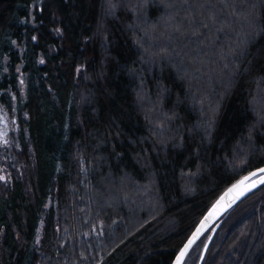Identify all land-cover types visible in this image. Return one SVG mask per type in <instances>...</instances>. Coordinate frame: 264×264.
<instances>
[{
  "label": "trees",
  "instance_id": "16d2710c",
  "mask_svg": "<svg viewBox=\"0 0 264 264\" xmlns=\"http://www.w3.org/2000/svg\"><path fill=\"white\" fill-rule=\"evenodd\" d=\"M1 132L0 264H171L264 166V0H0ZM228 212L182 264H264Z\"/></svg>",
  "mask_w": 264,
  "mask_h": 264
},
{
  "label": "water",
  "instance_id": "95a60500",
  "mask_svg": "<svg viewBox=\"0 0 264 264\" xmlns=\"http://www.w3.org/2000/svg\"><path fill=\"white\" fill-rule=\"evenodd\" d=\"M261 168H264L261 167ZM258 168V169H261ZM255 169L252 172L248 173L247 175L243 176L233 184H231L228 188H226L222 194L217 198V200L213 203V205L209 208L197 226L194 228L192 233L186 239L184 244L176 253L175 257L171 264H175L177 257L179 256L180 251L184 248L189 241H191V245L188 247L187 252L181 262L183 263L185 257L187 256L188 252L195 244V242L222 216H225L229 213V209H231L238 201L242 198L249 195L251 192L256 190L258 187L264 184L262 182L261 177H264V173L258 172ZM254 174V175H250ZM255 185V187H253ZM243 193V194H240ZM221 226V221H219L211 230L210 234L208 235L205 245L202 249L198 264H203L206 254L209 250V247Z\"/></svg>",
  "mask_w": 264,
  "mask_h": 264
},
{
  "label": "rangeland",
  "instance_id": "374dc122",
  "mask_svg": "<svg viewBox=\"0 0 264 264\" xmlns=\"http://www.w3.org/2000/svg\"><path fill=\"white\" fill-rule=\"evenodd\" d=\"M1 135H2V132H1ZM9 135V133L7 132L5 135H4V133H3V135H2V138H1V141H0V144L1 145H4V146H6V147H9V146H11V144L10 145H6L5 143H7L8 142V136ZM11 143H12V140H11ZM2 157H0V162L3 160L4 161V159L2 158ZM10 175H11V173H10V171L7 169V167L6 166H4V165H2V164H0V182H7V180H9V178H10Z\"/></svg>",
  "mask_w": 264,
  "mask_h": 264
},
{
  "label": "snow or ice",
  "instance_id": "6c2138e0",
  "mask_svg": "<svg viewBox=\"0 0 264 264\" xmlns=\"http://www.w3.org/2000/svg\"><path fill=\"white\" fill-rule=\"evenodd\" d=\"M258 172H261V173H264V168H261V169H258L257 170ZM250 175H254V174H250ZM261 180L262 182H264V177H261ZM253 187H255V185H253ZM240 194H243V193H240ZM191 241L188 242V244H186L184 246V248L180 251L179 253V256L177 257L176 261H175V264H181L186 252H187V249L188 247L191 245Z\"/></svg>",
  "mask_w": 264,
  "mask_h": 264
}]
</instances>
